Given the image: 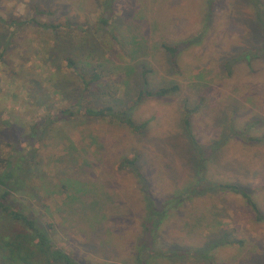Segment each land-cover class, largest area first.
Returning a JSON list of instances; mask_svg holds the SVG:
<instances>
[{
  "label": "rangeland",
  "instance_id": "1",
  "mask_svg": "<svg viewBox=\"0 0 264 264\" xmlns=\"http://www.w3.org/2000/svg\"><path fill=\"white\" fill-rule=\"evenodd\" d=\"M208 2L0 0V18L28 21L23 26L0 24L1 148L15 139L25 146L27 137L16 133L17 129L23 132L19 124L28 129L27 124L47 111L56 115L65 106H76L81 94L77 76L67 78L71 83L64 98L47 81L50 71L66 66L68 54L74 53L86 76L94 67L108 75L99 82L100 90L86 97L85 102L93 106L113 103L116 90L117 102L121 101L122 89L130 91L127 103H132L137 97L135 86L142 84V64L152 71L151 88L174 82L181 86L180 95L150 97L135 106L134 119L149 121L147 135L81 114L45 130L36 159L41 177L35 210L44 213L39 215L42 221L51 223L49 230L56 245L81 264H139L137 258L146 264H264V220L256 222L239 195L218 200L206 195L182 209L177 207L152 238L144 234L146 212L140 185L128 169L119 167L122 156L141 154L139 167L160 203L174 186H183L187 176L195 173L194 149H188L190 140L181 131L183 105L200 103L193 115V134L205 149L222 144L229 130L228 121L219 123L226 122L225 114L230 119L238 114L237 128L247 121L264 120V61H255L252 68L240 63L229 75L223 70L229 56L264 44L252 3L216 0L205 30ZM100 3L105 7L110 3L108 26L101 25L105 16ZM36 10L44 13L33 16ZM32 18L60 24L61 39L52 29L32 23ZM204 30L199 43L182 49L178 67H173L162 44H178ZM56 73L58 78L68 74ZM6 119L14 132L3 124ZM261 129L259 135L264 134ZM216 154L206 164V176L255 189L264 210V142L245 143L236 137ZM64 190L79 198L71 201ZM183 191L177 188L171 194L181 196ZM83 207L87 210L82 211ZM217 221L244 243L213 250L210 244L216 239L210 230ZM198 246L204 255L194 253ZM170 249L178 252L172 254Z\"/></svg>",
  "mask_w": 264,
  "mask_h": 264
},
{
  "label": "trees",
  "instance_id": "2",
  "mask_svg": "<svg viewBox=\"0 0 264 264\" xmlns=\"http://www.w3.org/2000/svg\"><path fill=\"white\" fill-rule=\"evenodd\" d=\"M249 1L252 3L255 10L254 20L256 21V25L262 30L264 41V0ZM109 4L105 7L104 3H100V6L104 8V13L102 15L105 17L101 20V25L104 26L109 25ZM215 5L216 0H209L207 10L208 19H206L203 24V29L205 30H207L208 23L212 19ZM42 13H44V11L36 10V12L33 13V16ZM27 22V20L22 19L0 18V24H6V26H23ZM31 22L37 26L52 29L57 38L61 39L59 37V32H62L60 24L38 21L35 18H32ZM205 30L204 32L195 35L193 38H189L178 44H162L164 51L170 55L169 63L171 62L173 67L178 65L176 64V61L178 60L177 58L179 54H181L182 49L199 43L205 34ZM124 55H126L125 52ZM47 59H49V56ZM123 60L124 59L122 58V61ZM257 60L264 61V44L262 46H255L251 49H249V47L244 48L238 55L236 52L234 55L229 56L223 65V70H226V74L229 75L230 73H233L234 66L243 63L252 68L254 62ZM65 61L66 66L60 69H54V72L50 71L48 73L47 81L52 86V90L64 98L67 96L66 92L68 91V84L71 83L67 78L69 77L71 79L72 74L77 76L81 82V94L75 101L76 106H65L61 108L56 115L47 111L46 115L27 124V127L29 126L28 129L24 127V124H19L18 128L23 132L20 134L18 132L20 130L17 129L16 133L20 136L25 135L27 137L25 146L21 145L23 143L19 139H15L16 141L7 142L3 148L0 147V264H81L72 254L56 245L49 230V228L51 229V223L42 221L39 215H44V213H38V211L36 212L35 210L36 204L34 203L37 200V181L41 177V170L36 159L38 157L39 143L42 141L41 138L46 129L59 121H66L67 118L81 114L88 118L92 117L101 120L106 119L113 123L116 122L118 125L126 126L135 134L147 135L149 121L137 122L134 119L133 109L135 106L150 97H172L180 95L179 92L181 91V86L178 82L169 85L160 84L159 86L151 88L149 74H151L152 71L147 67H143L144 65L142 64V69L140 71L142 84L140 88L135 86L137 97L132 103H127L130 91L122 89L123 95L121 98L119 97L121 101L117 102L119 91L116 90L115 93H113L114 95L117 94L113 103H104L100 106H93L89 101L85 102L86 97L91 91H99V82L107 79L108 75L104 74L102 70L98 69V67H94L90 70V73H88L89 75L86 76L81 67L77 64V59L74 58V53L66 55ZM127 67H129V65H127ZM56 72H68V74L58 78L59 74ZM165 82L167 81L165 80ZM132 88L133 87L130 89ZM12 94L15 93L12 92ZM194 105V107L188 105L182 106L184 112L182 113L183 119L181 121L183 125L181 127L183 129L181 131L189 138L191 147L188 149H194L196 156L195 160H193V169L195 173L192 176H187L183 186H174V189L179 188L184 190L183 195H172L171 193L174 191L173 189L166 199L157 203L149 189L150 181H148L139 167L138 161L141 156L139 153L134 152L132 157L122 156L119 164L120 169H128L140 185L145 200L144 209L146 212V219L144 221L146 231H144V234L149 237L151 235L152 238L159 233L162 224L167 217L172 214L175 208L179 207L182 209L187 203H191L196 198L206 195L211 198L215 197L217 200L220 198L223 199V197L225 198L227 195H239L240 198L244 200L246 206L254 213L253 219L256 222L264 220V210L262 204L256 199L257 194L255 189H250L248 186H245V184L237 181L213 180L206 176V164H208V161H210L213 156L215 157V155H217L216 150L226 144L229 139L237 137L239 138V141L243 140L245 143L253 144L264 142V134L259 135V132L262 131L261 127L264 128L263 118H258L251 122L247 121L243 128H237L235 120L239 119L238 114L236 113L233 119L228 118L225 114L223 118H227L226 122L219 121V123L223 125L224 123L227 124L228 121V129L230 132L229 130L228 132L226 130L222 144H213L216 146L214 148H217L214 151L213 147H206L205 149V147L199 144L198 140L194 137L193 115L201 106L200 103ZM3 124L6 127L11 128V131L14 132L13 130L15 127H13L10 120H4ZM251 131H254L256 134L247 135V133H250ZM189 177L190 180H188ZM64 181L65 182L62 185L66 187V180ZM60 182H63V180H60ZM78 183L81 185L83 184V182ZM64 191L66 197L70 198L71 201L79 198L76 194H72L67 190ZM85 210L87 209L83 207L82 211ZM73 212H75V210ZM222 223V221H217L212 227L214 230H210V232H213L216 239L214 243L210 244V247L213 250H216L223 246H232L235 244L241 246L244 243L243 240L239 239L235 233L225 231L224 228H221ZM146 240H148V238H146ZM146 247L149 248L151 246L146 245ZM170 251L172 254H176L178 249H170ZM193 251L194 253H203L204 255V250H200L199 246L197 249H193ZM137 260L139 261V264H146V261L143 259L140 260L137 258Z\"/></svg>",
  "mask_w": 264,
  "mask_h": 264
}]
</instances>
